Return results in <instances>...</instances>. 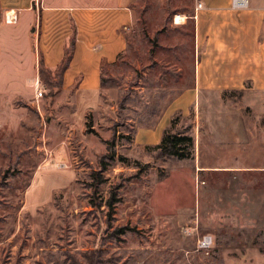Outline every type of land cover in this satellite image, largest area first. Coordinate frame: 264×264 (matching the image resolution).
Returning a JSON list of instances; mask_svg holds the SVG:
<instances>
[{"label":"rangeland","instance_id":"374dc122","mask_svg":"<svg viewBox=\"0 0 264 264\" xmlns=\"http://www.w3.org/2000/svg\"><path fill=\"white\" fill-rule=\"evenodd\" d=\"M134 1L127 49L86 103L56 93L59 74L14 73L21 33L0 47V264H264V110L235 91L168 115L191 84V28L174 20L191 0ZM4 24L0 0L1 41ZM166 129L193 138L190 158L160 153Z\"/></svg>","mask_w":264,"mask_h":264},{"label":"crops","instance_id":"0c3cea01","mask_svg":"<svg viewBox=\"0 0 264 264\" xmlns=\"http://www.w3.org/2000/svg\"><path fill=\"white\" fill-rule=\"evenodd\" d=\"M2 2L3 26L8 31L2 35L0 47L11 50L15 36L22 35L15 74H25L29 69L28 84L32 86L39 82L38 74H59L56 93L71 97L69 105L73 100L81 102L99 94L104 66L115 63L127 49L134 0ZM231 4L232 0H191L188 12L176 15L184 17L176 25L191 28V84L167 107L168 115L175 111L185 113L192 104H199L201 95L206 93L235 91L247 96L244 109L264 110V105H260L264 98V0H246L244 8H232ZM230 124L229 120L223 121L222 142L223 153L232 158L230 146L234 140L229 135ZM255 131L253 134H260V130ZM136 141L139 142L138 138ZM146 141L141 143L146 145ZM236 151L244 154L242 158L261 159L256 149ZM226 168L234 172L243 167L235 159Z\"/></svg>","mask_w":264,"mask_h":264},{"label":"trees","instance_id":"16d2710c","mask_svg":"<svg viewBox=\"0 0 264 264\" xmlns=\"http://www.w3.org/2000/svg\"><path fill=\"white\" fill-rule=\"evenodd\" d=\"M69 59V55L65 56V60ZM194 145V140L191 136L188 135H179L173 134L168 129L163 132V136L161 138L160 143L157 148L160 150L162 155H170L177 159H186L190 158V152H185V149L192 148ZM114 155L110 153V157L112 158ZM114 203H108L109 209L112 210Z\"/></svg>","mask_w":264,"mask_h":264},{"label":"built area","instance_id":"2783aa9c","mask_svg":"<svg viewBox=\"0 0 264 264\" xmlns=\"http://www.w3.org/2000/svg\"><path fill=\"white\" fill-rule=\"evenodd\" d=\"M198 7H201L200 4H198ZM232 8H244L246 7V0H232V4H231ZM37 96H41L42 93L40 91H37ZM210 242V238L209 237H204L202 239V241L200 242L201 247L206 248L208 247Z\"/></svg>","mask_w":264,"mask_h":264},{"label":"bare ground","instance_id":"6f19581e","mask_svg":"<svg viewBox=\"0 0 264 264\" xmlns=\"http://www.w3.org/2000/svg\"><path fill=\"white\" fill-rule=\"evenodd\" d=\"M183 18H184V17H183ZM183 18H182V17H178V16H176L175 19H174V20H175V23L179 24V23L183 20ZM7 21L10 22V20H9L8 18H7ZM12 21H13V20H12Z\"/></svg>","mask_w":264,"mask_h":264}]
</instances>
